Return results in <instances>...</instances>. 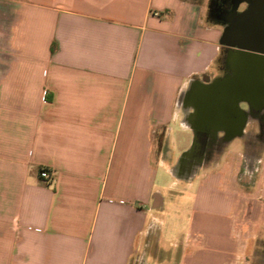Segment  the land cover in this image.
Masks as SVG:
<instances>
[{
  "label": "crops",
  "instance_id": "0c3cea01",
  "mask_svg": "<svg viewBox=\"0 0 264 264\" xmlns=\"http://www.w3.org/2000/svg\"><path fill=\"white\" fill-rule=\"evenodd\" d=\"M208 5L0 0V264H237L264 247V117L241 101L233 134L196 101L236 55L230 13ZM211 131L224 159L202 158Z\"/></svg>",
  "mask_w": 264,
  "mask_h": 264
},
{
  "label": "water",
  "instance_id": "95a60500",
  "mask_svg": "<svg viewBox=\"0 0 264 264\" xmlns=\"http://www.w3.org/2000/svg\"><path fill=\"white\" fill-rule=\"evenodd\" d=\"M240 1L246 2V8L236 11V3L229 14V23L224 31L227 45L235 47L237 51L232 59L233 72L224 79H215L206 87L210 90L216 89L217 93L214 98H225L229 95L245 101L255 99V92H253L255 88V90L262 91L261 108L264 106V0ZM254 83L255 86L252 85ZM220 87L223 91L226 89L225 94L222 90L218 91ZM246 120L247 117L244 114L237 125L231 126V123L227 121H220L216 124L234 127L233 134L240 135Z\"/></svg>",
  "mask_w": 264,
  "mask_h": 264
},
{
  "label": "flooded vegetation",
  "instance_id": "af4514ba",
  "mask_svg": "<svg viewBox=\"0 0 264 264\" xmlns=\"http://www.w3.org/2000/svg\"><path fill=\"white\" fill-rule=\"evenodd\" d=\"M239 7L241 1L239 0H211V9L214 14L217 15H224V13H231L232 10L234 9V6L236 5ZM247 5V4H246ZM237 8V7H236ZM230 51V50H229ZM228 51V52H229ZM231 53L236 54L237 51L232 50ZM233 70V69H232ZM233 72V71H232ZM255 86V83L252 84ZM257 86V85H256ZM214 89H211L210 91H206L205 93L199 94L197 97V105L198 109L201 113H203L205 110L210 112L211 117H219L225 110L227 112V117L232 120L229 122L231 123V126L239 124V121L241 117L244 115L245 111L241 108H238V104H240L241 101L245 100H238V98H233L232 96H225V98L221 99L219 98H214V93H217L216 91L214 92ZM255 92V99L253 101H245L247 103V107H249V113L252 115V117L258 119L261 121L264 117V112H261L260 108V101L262 98V91L260 90H253ZM220 95V94H219ZM213 97V98H210ZM208 100V103H207ZM203 134V133H202ZM205 136H201L198 138V141L200 143V152L201 153H209L212 151L213 147L215 146L217 139L219 137L214 136V132H207L204 134ZM220 139H225V138H220Z\"/></svg>",
  "mask_w": 264,
  "mask_h": 264
},
{
  "label": "rangeland",
  "instance_id": "374dc122",
  "mask_svg": "<svg viewBox=\"0 0 264 264\" xmlns=\"http://www.w3.org/2000/svg\"><path fill=\"white\" fill-rule=\"evenodd\" d=\"M195 1H198L200 2L201 4H203L205 7H208L211 3V0H195ZM261 112H264V108L261 110ZM262 121H259V124H261ZM257 122H253V123H250L248 125V129H249V134H255L256 133V129H257ZM228 141L229 139L228 138H225V139H220L218 138L217 139V142L215 144V146L213 147L212 149V153H213V161H216V160H221V159H224L223 156H224V152L227 148V144H228ZM246 141H249V144H250V151H253L255 152L256 151V145H257V139L256 137H252L249 135V137L246 139ZM190 142H191V139H190ZM241 146V140L238 139V138H235L232 143H231V148L233 150L235 149H239ZM176 152H179V151H176ZM202 155V158H204V160L207 161L208 159V156H209V153H206L205 152V155L203 153H201ZM204 155V156H203ZM218 190L221 191L220 188H218ZM225 190V189H223ZM165 196L168 198L171 196V193L167 192L166 190L163 191ZM184 195L185 199H184V203H183V206L180 208V212L183 214V215H186L190 209H191V197L193 195V192H191V194L188 195V193H184L182 194ZM190 196V197H188ZM168 207H170L168 209V211H172V207L170 205H168ZM156 211V210H155ZM187 225L186 223H181L180 225V230H186L187 228ZM206 231V229H205ZM207 233V232H206ZM200 235H198L199 237L202 238V236L205 234L204 231L200 232L199 233ZM238 237H240V235H238ZM256 241V244L254 243V248L253 249H250L249 251H241V249L238 248V250L236 251L237 252V259H238V262L237 264H241V262L243 264H246L247 260H248V263L249 264H264V247H261V248H257V240L255 239ZM262 246H264V243L262 244Z\"/></svg>",
  "mask_w": 264,
  "mask_h": 264
},
{
  "label": "built area",
  "instance_id": "2783aa9c",
  "mask_svg": "<svg viewBox=\"0 0 264 264\" xmlns=\"http://www.w3.org/2000/svg\"><path fill=\"white\" fill-rule=\"evenodd\" d=\"M40 176L43 178H48V179L51 178L50 171H48V169H45V168L41 169Z\"/></svg>",
  "mask_w": 264,
  "mask_h": 264
}]
</instances>
